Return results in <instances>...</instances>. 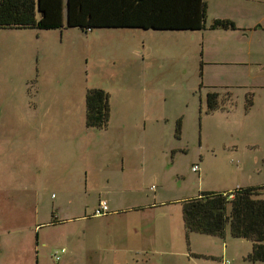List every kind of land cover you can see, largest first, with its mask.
<instances>
[{
    "label": "rangeland",
    "instance_id": "1",
    "mask_svg": "<svg viewBox=\"0 0 264 264\" xmlns=\"http://www.w3.org/2000/svg\"><path fill=\"white\" fill-rule=\"evenodd\" d=\"M210 3L208 20L220 12ZM227 3L264 11V0H219ZM245 29L247 40L240 35V42L236 28L208 27L64 26L0 34V237L14 235L21 249L40 234L50 241L42 246L47 256L73 247L83 255L77 264H125L117 248L141 245L153 228L165 230L157 249L168 235L180 250L207 246L230 264H250L244 251H252V241L233 238L229 228L226 243L187 234L181 205L200 190L238 186L239 173L243 184L264 185V29ZM93 88L109 95L103 128L86 124V93ZM211 92L218 95L215 110L208 107ZM194 165H201L200 174ZM103 200L110 213L94 215ZM53 216L57 227L48 224ZM5 222L13 223L10 235ZM154 252L126 259L222 264L220 257L189 263Z\"/></svg>",
    "mask_w": 264,
    "mask_h": 264
},
{
    "label": "trees",
    "instance_id": "2",
    "mask_svg": "<svg viewBox=\"0 0 264 264\" xmlns=\"http://www.w3.org/2000/svg\"><path fill=\"white\" fill-rule=\"evenodd\" d=\"M67 0L64 19L63 0H0V28L43 30L78 27L90 31L98 27L144 28L154 30H197L206 28L207 4L204 0ZM182 5V6H181ZM178 6V7H176ZM177 8V17L166 18ZM187 11V15L179 16ZM183 17V20L180 18ZM210 29H235L233 22L215 20ZM208 107L218 106L217 93L207 96ZM110 118L109 95L93 88L86 93V124L90 128L107 126ZM264 186L240 187L232 192L202 191L181 201L183 222L188 232L224 238L227 228L234 238L253 242L247 260L264 264Z\"/></svg>",
    "mask_w": 264,
    "mask_h": 264
},
{
    "label": "crops",
    "instance_id": "3",
    "mask_svg": "<svg viewBox=\"0 0 264 264\" xmlns=\"http://www.w3.org/2000/svg\"><path fill=\"white\" fill-rule=\"evenodd\" d=\"M207 4V12H206V28H209V25H211L215 20H220V19H226L229 20L231 22L234 23V25L236 26V29L238 30L236 32V39L240 42V35L243 36L244 40H247V33L245 32L246 29L245 28H254V29H259L262 28L264 29V11H258V12H254L253 9L250 7L249 9L245 6V4H243L242 6L237 7L238 5H235L232 7V5L230 3H227L225 6H220L219 4V0H213L214 2H216V4H218V12L219 13H214L212 14V18L211 20H208V14L210 12V8H211V0H204ZM65 9H64V19L66 20L67 18V0H63ZM149 5L151 6V8L153 7V0H150ZM182 6V5H181ZM178 7V6H176ZM187 15V11L182 12L179 14V16H184ZM251 16H253V20L256 21L254 22V24L250 25V26H246L244 24L240 25L239 23L241 21H246L248 20ZM177 17V8L176 10L173 11V13H168L167 17L163 18H175ZM180 20H183V17L180 18ZM251 20V21H253ZM124 28H130V27H124ZM243 28V29H241ZM16 29H21V28H0V34L3 33H12L14 32V30ZM132 29H136V30H154V29H144V28H132ZM219 29V28H216ZM203 29H197V30H167L166 32H172V31H176V32H197V31H202ZM209 30H213L210 29ZM244 31V32H243ZM13 34V33H12ZM251 34V33H250ZM243 50H247V49H243ZM251 98L249 103H253V101L251 102ZM201 165L199 167V174L201 173ZM206 173V171L204 172ZM242 173H239V182H238V186H230L229 189L226 187V185H224L223 187L220 186L219 190H217V192H224V193H228V192H232L240 187H249L251 186H256L254 184H243V182L241 181V177ZM231 182V181H230ZM244 185V186H243ZM261 186V185H260ZM264 186V185H262ZM218 189V188H216ZM215 189L211 190V188H206L200 191H214ZM162 206H167L170 204H165V203H161ZM139 208V209H143ZM144 210V209H143ZM109 212V211H108ZM108 212L106 213V216L108 215ZM110 213V212H109ZM105 215V214H103ZM102 216V215H100ZM80 218V217H79ZM56 217L53 216V219L48 222L49 225H53V227H57V224H61L59 223L60 220H55ZM72 218H68L67 220H71ZM13 223H9V222H5V226L4 224L2 225L3 228L6 229V232L8 233V235L11 234V229H12V225L9 227L8 225ZM165 229L167 228V226L164 227ZM229 228V227H228ZM180 232L179 233H183L182 227L180 225ZM230 231V230H229ZM228 232V231H227ZM225 233L224 236V240L225 243L228 240V235L229 233ZM165 235V230L163 232L160 231H156L155 229L151 228L150 232H148L147 236H145L144 240H142L140 242L141 245L139 246H135L134 248L132 247H124L122 244L117 248H121L120 251L124 256L125 259V264H129L130 262V258L126 259V255L128 254L129 256H134L135 254H143L145 251H155V252H161L163 254H170L171 256H177V257H187L189 263L192 262H196L200 257H220L221 258V262L222 264H230L229 259L225 258V256H223V252L220 255H215L214 252L212 251V249L210 247L207 246H201V245H196L193 246L191 244V247L186 249V250H180L178 247L171 246L172 243V239L170 236H166V240L168 244H163L165 245L164 249H157L156 245H160L159 244V239L162 238ZM181 235V234H179ZM191 238V234L189 235ZM195 240L198 239V237H193ZM234 238V237H233ZM134 239L136 240V242L139 243L140 239H137V237L135 236ZM238 239H243V238H238ZM211 239H204V241H207L208 245L209 244H216L217 241L215 240H211ZM247 240V239H246ZM36 241V240H35ZM35 241L31 242V241H27V242H23V245L21 247V249L19 248L18 242L15 239V236L13 235V240L12 241H5L4 238L0 237V264H77L78 262V258L80 257L82 259L83 255L80 253H76L75 249L73 247H69L68 250L65 248H61L64 249L63 256H61L59 254V259L54 257V254H56L57 251H54V254L51 256H47L46 253H41L44 251V247H47L48 244H50V241L47 239H42V237L39 236L37 237V241L35 244ZM124 241V239L119 242L122 243ZM250 241V240H249ZM42 242V243H41ZM97 243H101L100 239H97ZM127 243H131V242H127ZM132 244V243H131ZM23 246H26L27 248H23ZM58 246V245H57ZM56 246V249H58ZM249 245H246V248ZM253 247V244H252ZM224 248V246H223ZM227 249V246L225 247ZM224 248V250H225ZM249 250H247V252L244 251V253L249 254L251 251V248L248 247ZM154 252V253H155ZM87 254V255H86ZM86 259H92V255L89 253H86ZM161 255V254H160ZM2 256H5V258H2ZM118 259H114V261H117ZM169 261H164V263H168Z\"/></svg>",
    "mask_w": 264,
    "mask_h": 264
},
{
    "label": "built area",
    "instance_id": "4",
    "mask_svg": "<svg viewBox=\"0 0 264 264\" xmlns=\"http://www.w3.org/2000/svg\"><path fill=\"white\" fill-rule=\"evenodd\" d=\"M192 170L193 171H198L199 170V166L198 165H194L192 167ZM108 211H109L108 203L103 200V201H101L99 203L98 207H96L94 215L100 216V215L106 214ZM55 258L59 259V253L58 252L55 254Z\"/></svg>",
    "mask_w": 264,
    "mask_h": 264
}]
</instances>
